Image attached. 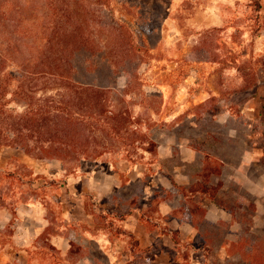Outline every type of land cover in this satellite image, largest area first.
Instances as JSON below:
<instances>
[{
	"label": "rangeland",
	"instance_id": "rangeland-1",
	"mask_svg": "<svg viewBox=\"0 0 264 264\" xmlns=\"http://www.w3.org/2000/svg\"><path fill=\"white\" fill-rule=\"evenodd\" d=\"M88 1H98L104 5L98 10L101 16L109 20L113 12L117 22L122 25V28L117 27V32L123 40L122 47L129 54L124 61H128L130 57L134 59V56L136 60L141 59L134 85H141L146 94L163 95L161 106H158V98L149 101L138 95L136 98L130 94L125 96L128 100L125 103L132 114V125L129 124L122 132L126 135L125 139L129 136L131 127L142 125L145 130L144 115L148 113L151 117L147 121L148 132L153 141V136L169 131L178 138L189 140L198 150L199 156L188 168H200L203 162L202 152L207 150L224 157L225 163L222 166L216 162L219 173H211L210 182L218 187L215 199L222 198L227 206L233 205L232 203L236 205L237 220L229 230L228 239H238L237 231L243 227L242 250L235 245L230 247V253L225 258L222 257L219 246L214 241L225 239L228 224L219 225L211 229L210 238L214 244L210 246L206 243L211 241L206 239H198L194 246L184 239L179 240V249L173 251L172 255L175 258L174 264L264 263V255L259 256L258 250L253 256H248L247 250H256L260 245L256 237L261 236L264 241V0ZM258 1L260 7L256 11ZM3 71L5 74L0 77V101L5 103V111H22L26 108L27 101L33 106H37V103L52 105L63 98L62 94H66V82L41 75L21 80L15 65L5 66ZM126 82V78H119V85ZM156 108L158 111L154 113ZM0 134V141H7L0 146V167L15 172L24 180L35 178L31 181L35 186L42 187L39 199L43 206L50 205L54 216L52 229L55 232L63 230L75 237L81 234L76 229L73 234L68 231L70 226L65 223L63 213L67 199L65 189L69 188L66 178L68 174L70 176V173H76L78 167L66 168L68 171L65 175L62 170H59V175L57 169V175L53 179L48 174L34 173L36 166L33 159L36 157L25 153L13 143L9 144L8 138L13 136L10 130H4ZM3 135L7 138H3ZM120 141L118 137L116 150H107L97 158H82L81 161L89 159L93 162H112L115 165V161L123 158L131 164L146 163V171L149 172L152 165L150 163L158 160L155 156L156 146L151 151L148 148L152 145L148 142L137 141L120 146ZM179 161L175 149L173 157L162 162L161 167L171 174ZM15 174L4 178L5 186L0 183L9 193L16 190V187H25L21 186ZM199 175L201 176V172ZM20 194L17 191L15 198H19ZM73 195L68 196L70 203H75L71 198ZM87 199L91 206H97L92 195H88ZM16 206L0 207V220L7 218V211L13 213L6 224V241L0 245V264H24L28 251L39 249L40 246L42 251H50L46 245L39 246L38 242H35L36 248L32 240L45 239L51 230L44 231L39 237L24 244L19 243L21 239L17 236L16 217L14 218ZM227 210L229 211L228 208ZM175 237L179 242L176 235ZM110 240L106 244L108 252L101 254V260L92 259L90 264H117V244L113 239ZM128 241L133 256L127 264H153L155 247L151 251H143L136 245L135 239L129 238ZM83 243H88V239H64L62 248L54 245L59 249L57 259L48 252L40 254L43 260L34 258L33 263L49 264V260L52 263L56 259L55 264H69L65 249L67 246L71 248L72 259H75L81 256ZM243 245L247 248V254L243 251ZM195 246L200 248L197 257L189 249ZM240 255H247L248 258L245 257L249 261L240 260ZM33 263L28 259L26 261V264Z\"/></svg>",
	"mask_w": 264,
	"mask_h": 264
},
{
	"label": "trees",
	"instance_id": "trees-1",
	"mask_svg": "<svg viewBox=\"0 0 264 264\" xmlns=\"http://www.w3.org/2000/svg\"><path fill=\"white\" fill-rule=\"evenodd\" d=\"M102 6L98 1L88 0H0V77L5 74V66L15 65L21 80L41 75L66 82V94H62L63 98L52 105L37 103L33 106L27 101L22 111H5V103L0 101V133L7 129L13 133L8 138L9 144L13 143L36 158L60 159L69 168L79 165L82 158L94 159L107 150H116L118 137L120 146L137 141L148 142L152 145L148 149L154 150L156 143L148 132L147 121L151 118L148 113L144 115L145 130L142 125L131 127L125 139L126 135L122 132L129 124L132 125V114L125 103V96L130 94L136 98L138 95L149 101L158 98V106H161L163 95L146 94L141 85H134L141 59L136 60L134 56V59L130 57L133 63L130 59L124 61L129 54L122 47L123 40L117 32V27L122 28V25L113 12L112 21L104 19L98 12ZM256 6L258 11L259 1ZM121 77L127 79L124 85H119ZM157 111L158 108L154 113ZM3 138L7 137L3 135ZM6 143L0 141V146ZM205 160L207 162L201 170L202 180L192 188L208 193L211 200L225 205L222 198L215 199L218 187L210 182V174L219 173L218 167L208 162V155ZM14 174L0 167V183L3 184L4 178ZM15 177L25 187H16L9 193L1 185V206L14 207L17 202L27 200L37 189L31 181L35 178L24 180L16 174ZM17 191L21 193L19 198H15ZM232 204L225 206L237 220L236 205ZM192 211L197 212L196 209ZM204 224L210 228L208 233L203 232L206 241L210 242L211 229L216 226L203 219V230ZM244 230L242 227L237 231L239 240L233 247L237 245L242 250ZM7 234V226L0 227V245L5 243ZM256 239L260 243L256 250L243 245L244 250H248V256H253L257 250L259 256L264 255V241L261 236ZM36 242L39 246L46 245L50 249L49 255L57 259L59 249L48 239H36ZM36 251L48 253L42 251L41 246ZM72 251L70 249L69 254ZM245 256L240 255L239 258L248 262Z\"/></svg>",
	"mask_w": 264,
	"mask_h": 264
},
{
	"label": "crops",
	"instance_id": "crops-1",
	"mask_svg": "<svg viewBox=\"0 0 264 264\" xmlns=\"http://www.w3.org/2000/svg\"><path fill=\"white\" fill-rule=\"evenodd\" d=\"M153 139L156 143L155 156L158 160L150 163L152 165L149 172L146 171V163L131 164L123 158L115 161V165L112 162H93L83 159L77 165L76 173L67 175L66 184L69 188L65 189V196L68 199L70 194H74V198H71L75 203L65 199L63 213L65 223L70 226L68 231L72 234L74 229L80 231L81 234L77 237L63 230L55 232L52 229L54 216L49 208L50 205L45 207L41 204L39 192L42 187L33 184L37 187L35 192L27 200L16 204L17 211L14 218L16 217L17 236L21 239L19 243L24 244L32 238L39 237L44 231L50 230L49 236L45 239L59 249L62 248L64 239H88V243L81 245V256L78 258L72 259L71 253L69 254L71 248L69 249L68 246L64 253L69 264L78 261L82 264H90L92 259L101 260V254L108 252L106 244L113 239L117 244V264H127L133 256L128 241L131 238L137 241L136 245L143 251L156 248L155 257L152 258L153 264H174L173 251L179 249L181 239L190 242L193 246L198 239H205L203 234L209 231V227L205 224L203 230L202 220L205 219L212 222L216 228L228 224V230L224 234L225 239L214 241L217 247L219 246L222 257L225 258L230 253V247L239 240L235 237L228 239L229 230L236 220L225 206L211 200L206 192L192 188L202 180L199 172L207 162L206 155L213 164L218 162L221 166L225 163L224 157L216 156L215 151L214 155L207 150L202 152L201 167L191 169L188 167L199 153L189 140L178 138L175 133L169 131L159 133L153 136ZM175 149L180 161L169 174L161 167V163L171 159ZM33 160L36 166L34 173L48 174L51 179L57 175V169L62 170L64 175L68 171L66 170L68 167L60 159L34 158ZM58 174L60 175L61 172L59 171ZM88 195H92L97 201L96 207L91 206L87 199ZM0 207L6 206L0 205ZM192 209H196L197 212ZM202 210L203 214H201ZM12 217L13 213L7 211V218L0 220V227L4 228ZM175 235L179 242L175 240ZM35 242L36 239H33L32 243L37 248ZM214 242L212 239L210 243H205L210 246ZM189 249L194 256H198L197 252L200 248L195 246ZM36 250L28 251L24 264L27 259L32 263L34 258L44 259ZM54 261L56 259H53L52 263L49 260L48 263L54 264Z\"/></svg>",
	"mask_w": 264,
	"mask_h": 264
}]
</instances>
